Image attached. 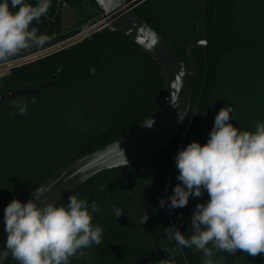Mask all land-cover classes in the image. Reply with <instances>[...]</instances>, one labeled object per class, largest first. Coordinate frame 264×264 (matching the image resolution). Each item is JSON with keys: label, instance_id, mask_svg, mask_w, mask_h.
Listing matches in <instances>:
<instances>
[{"label": "trees", "instance_id": "16d2710c", "mask_svg": "<svg viewBox=\"0 0 264 264\" xmlns=\"http://www.w3.org/2000/svg\"><path fill=\"white\" fill-rule=\"evenodd\" d=\"M26 2L35 5L36 0ZM64 9L80 10L72 31L62 28ZM135 12L189 67L187 49L203 38L202 0H147ZM103 16L95 0H51L47 16L33 22L49 42L8 61L32 57L0 78V97L53 85L42 89L39 101L23 96L0 106V222L13 199L21 202L60 169L119 140L160 104L165 81L158 63L111 25L71 41ZM206 30L208 82L182 149L193 141L207 143L216 115L226 106L233 109L229 123L241 131H255L257 123H264V0H207ZM194 59L200 75L193 83V106L205 77L202 48L194 50ZM17 101L27 103L28 115L13 107ZM180 137L143 161L100 173L71 194L98 205L92 223L103 229V236L100 245L83 249L86 257L77 254L70 264H185L176 242L168 241L164 229L171 227L169 215L166 204H160ZM178 174L175 166L169 197L177 184L183 186ZM208 200L202 190L185 207L170 208L174 225L186 238L194 234L196 205ZM68 202L66 198L59 206ZM114 206L122 210L119 217ZM144 213L148 220L140 223ZM183 251L189 264H203L201 251ZM213 260L264 264V254L215 252ZM5 264L18 262L11 256Z\"/></svg>", "mask_w": 264, "mask_h": 264}, {"label": "clouds", "instance_id": "9594fccd", "mask_svg": "<svg viewBox=\"0 0 264 264\" xmlns=\"http://www.w3.org/2000/svg\"><path fill=\"white\" fill-rule=\"evenodd\" d=\"M50 7L51 0H36L35 5L26 0H0V62L49 42L50 37L38 34L33 22L39 24ZM13 107L20 115H28L26 102L17 101ZM232 112L231 106L221 108L207 143L193 141L175 157L177 179L183 186L174 187L169 207H185L189 197H200L202 190L209 200L196 205L191 218L194 234L186 238L175 225L164 231L170 243L174 240L180 248L201 251L203 264H216L215 252L264 254V123H257L255 131H241L229 123ZM50 189L42 186L35 196ZM68 201L66 207L53 203L40 207L35 200L21 203L18 199L7 205L6 248L18 264H70L77 254L86 257L83 249L101 244L103 229L92 223V213L100 211L98 205H89L76 195ZM160 204L164 206L165 200ZM114 211L116 217L122 213L115 206ZM147 220L144 213L140 223Z\"/></svg>", "mask_w": 264, "mask_h": 264}, {"label": "water", "instance_id": "95a60500", "mask_svg": "<svg viewBox=\"0 0 264 264\" xmlns=\"http://www.w3.org/2000/svg\"><path fill=\"white\" fill-rule=\"evenodd\" d=\"M146 1L95 0L98 8L104 14L102 19L105 25H111L113 30L120 32L158 63L165 81L164 94L160 104L143 123L128 134L60 169L35 188L21 203L35 200L40 207L47 203L59 206L72 193L100 173L126 167L123 164V154L127 160V166L133 165L164 150L181 134L165 187L166 210L170 225H174L170 214L169 194L176 166L175 157L181 151L186 140L209 77L208 34L206 30L207 0H202L203 38L192 42L187 49L189 67L181 60L173 46L136 14L135 8ZM196 48H202L204 53L205 77L198 99L193 106V83L200 75V69L194 59ZM52 85L53 83L41 84L37 89L21 90L2 96L0 97V106L23 96H36L39 101L42 89ZM172 100L175 102L173 103ZM42 186H51V189L37 198L35 191ZM6 240L7 233L3 218L0 222V264H5L12 256L6 248ZM177 247L184 263L189 264L183 248L178 245Z\"/></svg>", "mask_w": 264, "mask_h": 264}, {"label": "rangeland", "instance_id": "374dc122", "mask_svg": "<svg viewBox=\"0 0 264 264\" xmlns=\"http://www.w3.org/2000/svg\"><path fill=\"white\" fill-rule=\"evenodd\" d=\"M91 10V8H88ZM84 10H87V5L84 6ZM80 14V10H70V9H64L63 10V20H62V28L65 32L72 31L74 28V25L77 21V18ZM106 27L105 22L102 20H99L98 23L91 28L87 29L86 31L80 33L79 35L73 37L71 39L72 42H78L85 38L86 35H90L94 32L100 31Z\"/></svg>", "mask_w": 264, "mask_h": 264}, {"label": "built area", "instance_id": "2783aa9c", "mask_svg": "<svg viewBox=\"0 0 264 264\" xmlns=\"http://www.w3.org/2000/svg\"><path fill=\"white\" fill-rule=\"evenodd\" d=\"M30 59H32V57L23 60L25 62H23L22 60H19V61L5 62V63L0 64V78L10 73L12 69H15L25 63H28L29 61H31Z\"/></svg>", "mask_w": 264, "mask_h": 264}]
</instances>
